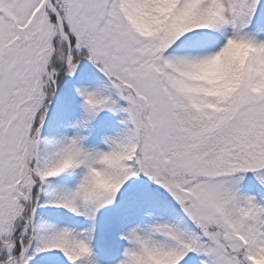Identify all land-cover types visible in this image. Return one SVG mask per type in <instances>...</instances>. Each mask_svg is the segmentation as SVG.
<instances>
[{
    "label": "snow or ice",
    "instance_id": "obj_1",
    "mask_svg": "<svg viewBox=\"0 0 264 264\" xmlns=\"http://www.w3.org/2000/svg\"><path fill=\"white\" fill-rule=\"evenodd\" d=\"M0 264H264V0H0Z\"/></svg>",
    "mask_w": 264,
    "mask_h": 264
}]
</instances>
